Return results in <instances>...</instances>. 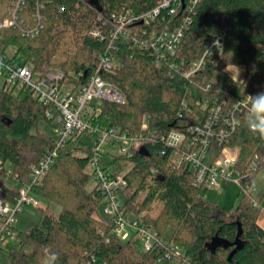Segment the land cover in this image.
I'll list each match as a JSON object with an SVG mask.
<instances>
[{
  "label": "trees",
  "instance_id": "obj_1",
  "mask_svg": "<svg viewBox=\"0 0 264 264\" xmlns=\"http://www.w3.org/2000/svg\"><path fill=\"white\" fill-rule=\"evenodd\" d=\"M157 3L49 0L44 8V27L36 35L24 36L22 28L32 24L36 5V0H27L17 14L16 24L0 27V50L7 53L12 48L11 58L31 65L36 76L60 69L67 80L78 77L84 82L110 42V37L99 39L92 30L103 26L106 32L104 20L113 14L140 15ZM12 4L13 0H0V20L10 16ZM182 15L181 11L167 15L164 10L148 24L134 21L127 25L129 37L115 42L114 65L102 71V76L123 94L124 101H103L97 121L137 134L147 114L149 128L145 141L131 157L106 155L104 164L122 172L127 180L121 192L125 213L134 212L164 238L170 230L166 239L175 241L182 255L191 261L231 264L228 256L233 252L232 261L237 264H264V226L259 222L260 208L252 204V195L240 193L238 204L230 210L209 201L201 192L204 185L194 183L193 169L174 164L171 148L160 138L172 128L187 132L189 124H203L209 113V107L203 105L206 101L217 98L230 103L241 94L264 92V0L196 1L192 22L177 53L178 61L192 63L209 38L224 27H228L229 37L224 50L190 76L157 65L153 49L133 40L134 36H150L172 23L173 17L179 19ZM226 63L245 66L241 82L231 80ZM81 72L84 74L79 75ZM246 113L247 108L239 114L240 123L228 142L241 149L236 166L242 172L248 170L255 155L264 158V139L249 130ZM41 121L52 123L41 101L24 88L15 92L4 83L0 85V162L5 170V163H9L8 171L16 179L12 186L0 182V197L11 202H16L19 189L30 182L31 167L55 147L53 134L39 129ZM151 130L157 131L156 137H150ZM78 138H70L58 148L41 183L33 189V194L43 196L48 203L59 204V212L44 210L40 223L25 230L16 228L18 245L5 248L10 261L43 264L55 254L53 264H154L156 251L139 248L132 234L121 239L113 221H105L98 214L104 194L96 185L87 189L91 181L86 171L90 152L89 147L78 143Z\"/></svg>",
  "mask_w": 264,
  "mask_h": 264
},
{
  "label": "built area",
  "instance_id": "obj_2",
  "mask_svg": "<svg viewBox=\"0 0 264 264\" xmlns=\"http://www.w3.org/2000/svg\"><path fill=\"white\" fill-rule=\"evenodd\" d=\"M49 0H36L32 12L33 22L22 28V35H36L44 27L46 15L45 4ZM197 0H158L152 9L135 15L132 12L113 14L105 19L103 26H97L92 34L99 39L110 37L106 49L99 55L94 72L82 82L79 78L67 80L65 73L54 69L43 76H36L29 64H19L6 52L0 50V74L4 76V85L14 89L15 92L26 89L33 98L38 99L46 106V116L51 119L55 147L31 167V180L19 189L16 202L0 197V249L16 237L14 225L16 215L25 204L39 206L40 203L33 197V189L41 183L50 165L58 153V148L70 138H78L82 134L89 135L93 143L89 146L90 157L86 171L91 175V181L102 190L104 211L110 216L115 226V232L121 239H127L131 234L143 244L146 251L154 250L158 253L159 261H174L180 264H199L182 255L180 246L173 240H168L155 229L149 228L140 219L127 220V214L122 208L121 192L127 185L124 174L116 168H108L104 164L106 155L120 154L131 157L134 149L139 148L146 139L145 131L149 128V116L145 114L141 125L142 131L129 134L116 126H105L97 121L96 116L101 110L103 101L123 102V94L114 85L102 76V71L111 69L115 62L114 49L116 41L131 34L128 24L139 20L141 23H150L157 16L166 11L167 15L183 12L181 18L173 17L172 23L152 33L147 37H133L135 43L153 49L155 63L164 65L170 72H180L190 76L203 70L212 56L220 54L229 37L228 27L209 38L201 48L200 54L192 63L185 59L178 61L177 53L185 36V32L192 22ZM27 3V0H13L9 11L10 16L0 20V27L14 26L17 14ZM145 30H142V34ZM219 39L223 50L218 52L212 46L213 40ZM208 49L212 55L208 54ZM81 72L79 75H83ZM210 87V84L207 86ZM247 95L234 97L229 103L227 99H214L206 101L203 105L209 107L207 118L201 125L189 124L187 132L183 129L172 128L169 132L161 134L164 145L171 148L170 157L176 165L185 164L194 171V183L220 187V181L227 180L239 184L242 193L252 195V204L260 208L264 215V206L260 199L253 197L256 189L252 185L253 173L259 167L264 168V158L255 155L247 171L242 172L236 164L240 156V147L230 145L229 136L239 125V114L247 108ZM241 103H237V102ZM184 106L187 105L184 103ZM181 115V114H180ZM150 137H156L157 131H148ZM158 137V136H157ZM1 163V162H0ZM235 173L237 175L235 176Z\"/></svg>",
  "mask_w": 264,
  "mask_h": 264
},
{
  "label": "rangeland",
  "instance_id": "obj_3",
  "mask_svg": "<svg viewBox=\"0 0 264 264\" xmlns=\"http://www.w3.org/2000/svg\"><path fill=\"white\" fill-rule=\"evenodd\" d=\"M12 53H13V49L12 48L8 49L7 55L10 56L12 55ZM237 66H239V68L241 69L239 79L242 80L245 75V66L241 64ZM4 81H5L4 76L0 74V85H2ZM38 127L39 129L47 132L48 134H53L52 126L46 121H41ZM78 143L81 146L89 147L93 143V140L89 135L84 133L78 138ZM1 164L2 163H0V181L6 183L7 185H11V186L15 185L16 179L8 171V167L10 168L9 163L7 162L5 163V167L7 168L6 170L2 168ZM236 175L237 173H235V176ZM94 185L95 182L90 181L89 184L87 185V189L91 190L94 187ZM252 185L256 187V189L253 191V197L256 199H261L263 197L261 203L264 206V195H263L264 168H261L257 171L255 177L253 178ZM201 192L202 195L209 201L213 203H218L222 205L224 208L230 210V209H234L238 204L240 200V193L242 194V188L239 184L233 181L222 180L220 181V187L205 185L202 187ZM33 197L39 201L40 205L33 206L31 204H25L23 206L22 210L16 215V220L14 223L15 227L18 230H25L28 227L33 226L34 224L40 223V219L44 210L53 211L55 213L59 212L60 210L59 204L48 203L46 198H44L41 195L34 193ZM98 214L105 221H110V216L104 211L103 203H101L99 206ZM262 215L263 213L260 214V216ZM132 219H139V217L136 214H134V212H129L127 214V220L131 221ZM259 221L262 222L261 218ZM169 233L170 230L167 231V234L165 235L166 238H168ZM137 244L139 248H142L143 244L140 240H138ZM16 245H18V240L15 237L10 240V243L7 246H5L4 249L3 248L0 249V264H14L13 262L10 261L8 253L6 252L5 248ZM154 264H175V262L157 260Z\"/></svg>",
  "mask_w": 264,
  "mask_h": 264
},
{
  "label": "clouds",
  "instance_id": "obj_4",
  "mask_svg": "<svg viewBox=\"0 0 264 264\" xmlns=\"http://www.w3.org/2000/svg\"><path fill=\"white\" fill-rule=\"evenodd\" d=\"M218 52L223 50V46L220 44L219 39L213 40L212 46ZM208 54L212 55L210 49ZM225 71L231 73V80L233 82H241L239 79L241 69L236 64L226 63ZM247 113L246 121L247 126L251 132L258 134L261 139H264V92H258L255 95H247ZM241 103L240 101L237 102ZM57 259L55 254H51L43 261V264H53V261Z\"/></svg>",
  "mask_w": 264,
  "mask_h": 264
},
{
  "label": "water",
  "instance_id": "obj_5",
  "mask_svg": "<svg viewBox=\"0 0 264 264\" xmlns=\"http://www.w3.org/2000/svg\"><path fill=\"white\" fill-rule=\"evenodd\" d=\"M232 253H233V252H231V253L229 254V256H228V260L231 262V264H237L236 262H233V261H232Z\"/></svg>",
  "mask_w": 264,
  "mask_h": 264
},
{
  "label": "crops",
  "instance_id": "obj_6",
  "mask_svg": "<svg viewBox=\"0 0 264 264\" xmlns=\"http://www.w3.org/2000/svg\"><path fill=\"white\" fill-rule=\"evenodd\" d=\"M0 182H1V181H0ZM260 218H261L262 222H261V221H259V222H260L261 225L264 226V215L260 216ZM260 218H259V220H260Z\"/></svg>",
  "mask_w": 264,
  "mask_h": 264
}]
</instances>
